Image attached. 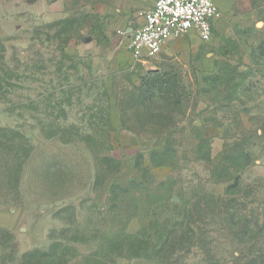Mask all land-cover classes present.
<instances>
[{
  "label": "rangeland",
  "instance_id": "rangeland-1",
  "mask_svg": "<svg viewBox=\"0 0 264 264\" xmlns=\"http://www.w3.org/2000/svg\"><path fill=\"white\" fill-rule=\"evenodd\" d=\"M215 1L147 67L117 33L144 0H0V125L33 147L0 264H264V0Z\"/></svg>",
  "mask_w": 264,
  "mask_h": 264
},
{
  "label": "built area",
  "instance_id": "built-area-1",
  "mask_svg": "<svg viewBox=\"0 0 264 264\" xmlns=\"http://www.w3.org/2000/svg\"><path fill=\"white\" fill-rule=\"evenodd\" d=\"M221 16L215 0H155L143 13L142 24L119 28L117 33L125 41L130 55L151 67L170 40L194 32L203 41H210Z\"/></svg>",
  "mask_w": 264,
  "mask_h": 264
},
{
  "label": "trees",
  "instance_id": "trees-1",
  "mask_svg": "<svg viewBox=\"0 0 264 264\" xmlns=\"http://www.w3.org/2000/svg\"><path fill=\"white\" fill-rule=\"evenodd\" d=\"M122 27L124 28V25ZM160 83L166 84L165 81H160ZM1 85L2 82L0 81V86ZM152 90L154 93L156 92V84ZM163 98L166 97L164 96ZM102 115L103 116L100 118L101 120L104 116L107 117L103 119L102 122L104 123V127H109L111 125L110 114L103 112ZM92 130L95 134L101 133V129L95 124ZM61 133L57 132L48 136H55ZM32 151L33 147L26 137V134L19 129L0 125V205H11L19 201L21 196L20 180L24 164ZM51 255L59 259L62 258V253H60L55 246L52 248ZM45 256L46 253H44V250H34L32 255L28 258L27 264H42L41 260H43Z\"/></svg>",
  "mask_w": 264,
  "mask_h": 264
},
{
  "label": "crops",
  "instance_id": "crops-1",
  "mask_svg": "<svg viewBox=\"0 0 264 264\" xmlns=\"http://www.w3.org/2000/svg\"><path fill=\"white\" fill-rule=\"evenodd\" d=\"M144 1H146L150 6H149V8H147V10L148 9H150L152 6H153V4H154V2H155V0H144ZM143 23V18H142V20H140L136 25H125L126 27H128V28H134V27H136V26H138V25H140V24H142ZM191 34H196V33H194V32H192V33H190L189 35H191ZM188 36V35H187ZM186 37V36H185ZM176 40H178V39H173V40H170L164 47H163V49L169 44V43H171V42H174V41H176ZM163 49H162V51H163ZM161 51V52H162ZM160 52V53H161ZM160 55V54H159ZM158 55V56H159ZM156 59V58H155Z\"/></svg>",
  "mask_w": 264,
  "mask_h": 264
}]
</instances>
